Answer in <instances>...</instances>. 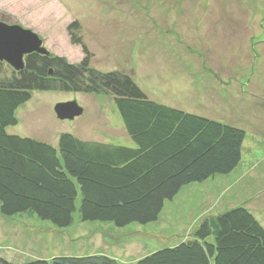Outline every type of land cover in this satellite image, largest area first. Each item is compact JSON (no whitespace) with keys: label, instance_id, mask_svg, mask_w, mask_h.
<instances>
[{"label":"rangeland","instance_id":"rangeland-1","mask_svg":"<svg viewBox=\"0 0 264 264\" xmlns=\"http://www.w3.org/2000/svg\"><path fill=\"white\" fill-rule=\"evenodd\" d=\"M0 21L36 34L48 54L70 65L87 59L97 71L127 75L152 101L246 134L231 174L182 188L154 223L117 228L82 222L77 211L58 229L32 214H0V258L104 256L134 264L190 239L204 218L241 206L264 227V0H0ZM74 22L79 44L69 31ZM0 64L2 78L16 72ZM70 102L82 115L59 120L54 107ZM15 115L8 135L133 146L108 96L34 90Z\"/></svg>","mask_w":264,"mask_h":264},{"label":"trees","instance_id":"trees-1","mask_svg":"<svg viewBox=\"0 0 264 264\" xmlns=\"http://www.w3.org/2000/svg\"><path fill=\"white\" fill-rule=\"evenodd\" d=\"M73 43L81 42L74 22ZM83 52L90 55L83 47ZM1 63V62H0ZM0 64V214H32L58 229L78 211L82 222L117 228L157 221L182 188L231 174L241 163V129L150 100L118 72L89 60L68 64L51 54L24 58V68L2 78ZM61 91L111 97L133 146L83 141L70 134L55 145L7 134L31 93ZM0 264H12L0 258ZM26 264H118L104 256L56 257ZM134 264H264V227L245 207L208 216L190 239Z\"/></svg>","mask_w":264,"mask_h":264},{"label":"water","instance_id":"water-1","mask_svg":"<svg viewBox=\"0 0 264 264\" xmlns=\"http://www.w3.org/2000/svg\"><path fill=\"white\" fill-rule=\"evenodd\" d=\"M33 54L48 55L40 38L29 30L0 21V62L19 72L24 68V58ZM54 113L59 120L72 121L81 116L83 110L76 103L70 102L56 105Z\"/></svg>","mask_w":264,"mask_h":264},{"label":"crops","instance_id":"crops-1","mask_svg":"<svg viewBox=\"0 0 264 264\" xmlns=\"http://www.w3.org/2000/svg\"><path fill=\"white\" fill-rule=\"evenodd\" d=\"M56 143H57V141L55 140L54 143H53V145H55Z\"/></svg>","mask_w":264,"mask_h":264}]
</instances>
